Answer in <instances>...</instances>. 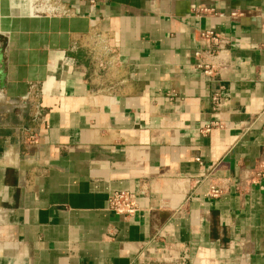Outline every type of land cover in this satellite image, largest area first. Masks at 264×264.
<instances>
[{
	"label": "crops",
	"instance_id": "obj_1",
	"mask_svg": "<svg viewBox=\"0 0 264 264\" xmlns=\"http://www.w3.org/2000/svg\"><path fill=\"white\" fill-rule=\"evenodd\" d=\"M64 1L79 15L0 0V264H264V0ZM208 30L228 40L212 78L193 56Z\"/></svg>",
	"mask_w": 264,
	"mask_h": 264
},
{
	"label": "built area",
	"instance_id": "obj_2",
	"mask_svg": "<svg viewBox=\"0 0 264 264\" xmlns=\"http://www.w3.org/2000/svg\"><path fill=\"white\" fill-rule=\"evenodd\" d=\"M22 2L26 6V16L32 18H71L79 15L77 8L70 6L64 0H12ZM89 5L103 3L106 0H79ZM201 48L194 51L195 67L209 78L214 77L220 70L215 64L220 52L228 43L226 37L214 33L213 31H202L200 34ZM32 91V90H31ZM30 95H35L31 92ZM213 111L217 112L224 104L221 90L213 92L212 97ZM30 125H20L18 127L22 143L27 151H31L38 144L39 126L45 125L44 114L39 102H32V115ZM213 127H220L217 122H210L201 129V133L209 132ZM256 178L264 177V160L259 164V170L255 171ZM221 189L213 186L208 192L210 197H218ZM108 210L116 215L128 218L135 214L137 205L135 194L129 191H112L108 195Z\"/></svg>",
	"mask_w": 264,
	"mask_h": 264
},
{
	"label": "water",
	"instance_id": "obj_3",
	"mask_svg": "<svg viewBox=\"0 0 264 264\" xmlns=\"http://www.w3.org/2000/svg\"><path fill=\"white\" fill-rule=\"evenodd\" d=\"M6 42L1 41L0 38V90H3L6 87V72H5V51Z\"/></svg>",
	"mask_w": 264,
	"mask_h": 264
},
{
	"label": "rangeland",
	"instance_id": "obj_4",
	"mask_svg": "<svg viewBox=\"0 0 264 264\" xmlns=\"http://www.w3.org/2000/svg\"><path fill=\"white\" fill-rule=\"evenodd\" d=\"M32 90V89H31ZM34 101H38V96H37V94H35V95H30V96H28V102H29V111H30V119H31V115H32V102H34ZM8 116V115H7ZM7 116H6V118H7ZM29 119V120H30ZM30 124H31V120H30ZM30 124H27V125H30ZM22 125V124H21ZM24 125H26V124H24ZM16 128H17V131H18V126H16ZM19 133V132H18ZM19 135H20V133H19ZM20 142H21V145H23L24 146V148L26 149V146L22 143V140H21V135H20ZM27 150V149H26ZM32 151H33V148H32V150L31 151H28L29 153H32Z\"/></svg>",
	"mask_w": 264,
	"mask_h": 264
},
{
	"label": "bare ground",
	"instance_id": "obj_5",
	"mask_svg": "<svg viewBox=\"0 0 264 264\" xmlns=\"http://www.w3.org/2000/svg\"><path fill=\"white\" fill-rule=\"evenodd\" d=\"M1 21V20H0ZM6 21V20H5ZM5 21H4V23H5ZM3 24V23H2ZM5 27V26H4Z\"/></svg>",
	"mask_w": 264,
	"mask_h": 264
}]
</instances>
